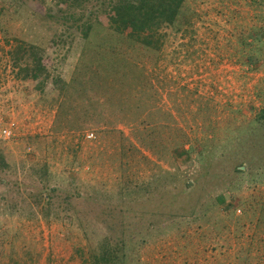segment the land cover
Here are the masks:
<instances>
[{
  "label": "rangeland",
  "instance_id": "obj_1",
  "mask_svg": "<svg viewBox=\"0 0 264 264\" xmlns=\"http://www.w3.org/2000/svg\"><path fill=\"white\" fill-rule=\"evenodd\" d=\"M56 2L0 0V264L104 238L125 264H264V0H184L154 50L97 24L85 59L73 27L107 0ZM21 42L48 78L10 72Z\"/></svg>",
  "mask_w": 264,
  "mask_h": 264
},
{
  "label": "trees",
  "instance_id": "obj_2",
  "mask_svg": "<svg viewBox=\"0 0 264 264\" xmlns=\"http://www.w3.org/2000/svg\"><path fill=\"white\" fill-rule=\"evenodd\" d=\"M72 2L73 0H57L56 6L58 8L65 6L66 8L70 6ZM183 2L184 0H107V8L102 10V14L105 15L104 18L106 20H104V18L100 19L98 15L99 11H85L82 14V19H80L81 22L84 21L85 23L73 27L74 30L79 32L80 38L85 42L82 49L83 58H87V54L91 56L90 52L95 48L97 49V47L103 43L101 41L98 45H94L91 40L95 35L93 26L97 24L99 27L101 26L114 32L117 37L123 39V43L129 42L132 44H139L147 49L154 50L157 48V40L155 38L159 36V30L163 26H171L175 22ZM89 15L94 17L93 22H89ZM123 43L117 52L124 49ZM95 56L105 61L106 57L103 51H98ZM9 57L11 66L10 72L20 76L23 80L27 78L37 80L45 75V78L49 77L45 66H39L40 57L32 44L25 42L19 43L9 52ZM87 67V63L81 60L80 71L76 72L73 78L74 81L72 80L71 84L79 82L76 87L79 88L83 86L87 88L96 82L94 78L86 72L89 71ZM95 87H103V85L99 84L97 86L96 84ZM187 188L189 187L187 186ZM50 192L53 193L54 191L50 190ZM223 200L224 196L222 195L218 199L217 204L221 203ZM43 202L48 208L52 204V197L46 195ZM69 209L71 210L72 207H69ZM65 211L68 210L66 209ZM193 215L196 214L193 213ZM117 221L118 216L110 212L109 223L115 225ZM120 228H122V226H120ZM85 236L87 237L86 232ZM108 240V238H104L95 248L91 249V264H125L121 254L122 247H120L121 249H114L116 245H111Z\"/></svg>",
  "mask_w": 264,
  "mask_h": 264
},
{
  "label": "built area",
  "instance_id": "obj_3",
  "mask_svg": "<svg viewBox=\"0 0 264 264\" xmlns=\"http://www.w3.org/2000/svg\"><path fill=\"white\" fill-rule=\"evenodd\" d=\"M14 124H10L7 128L2 130V137L3 139H11L14 136ZM92 137V135H89L88 138Z\"/></svg>",
  "mask_w": 264,
  "mask_h": 264
}]
</instances>
